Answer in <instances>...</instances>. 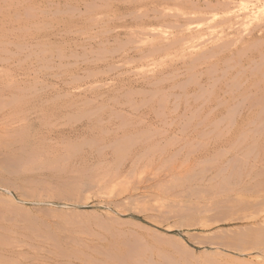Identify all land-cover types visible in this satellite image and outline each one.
<instances>
[{
    "label": "rangeland",
    "instance_id": "1",
    "mask_svg": "<svg viewBox=\"0 0 264 264\" xmlns=\"http://www.w3.org/2000/svg\"><path fill=\"white\" fill-rule=\"evenodd\" d=\"M263 127L264 0H0V262L264 264Z\"/></svg>",
    "mask_w": 264,
    "mask_h": 264
},
{
    "label": "bare ground",
    "instance_id": "2",
    "mask_svg": "<svg viewBox=\"0 0 264 264\" xmlns=\"http://www.w3.org/2000/svg\"><path fill=\"white\" fill-rule=\"evenodd\" d=\"M211 8H212V7H211ZM184 42H185V41H184ZM220 42H221V41H220ZM224 42H226V40H225ZM227 42H228V41H227ZM238 42H239V41H238ZM224 44L228 45L227 43H224ZM224 44L222 43L223 46H224ZM229 45H230V44H229ZM231 45H232V44H231ZM226 47H227V46H226ZM242 52H243V51H242ZM210 56H212V55H210ZM240 56H241V54H240ZM194 65H195V64H194ZM257 123H258V122H257ZM260 123H261V122H260ZM255 124H256V123H255ZM199 126H200V125H199ZM257 126H258V125H257ZM263 128H264V127H263ZM261 129H262V128H261ZM259 130H260V129H259ZM263 130H264V129H263ZM217 131H218V130H217ZM247 133H248V132H247ZM20 134H21V133H20ZM260 135H261V134H260ZM260 135H259V136H260ZM244 136H245V135H244ZM261 136H262V135H261ZM11 137H12V136H11ZM250 137H251V136H250ZM253 137H254V136H253ZM253 137H251V138H253ZM16 138H17V137H16ZM239 138H240V137H239ZM242 138H243V137H242ZM8 139H9V138H8ZM255 139H256V138H255ZM263 139H264V138H263ZM119 140H120V139H119ZM241 140H242V139H241ZM247 140H248V139H247ZM252 140H253V139H252ZM121 141H122V140H121ZM244 141H245V140H244ZM126 142H127V141H126ZM242 142H243V141H242ZM251 142H252V141H251ZM254 142H255V141H254ZM116 143H117V142H116ZM120 143H121V142H120ZM122 143H123V142H122ZM122 143H121V144H122ZM238 143H239V142H238ZM4 145H5V144H4ZM126 145H127V144H126ZM263 145H264V144H262V146H263ZM73 146H74V145H73ZM124 146H125V145H124ZM232 146H233V145H232ZM9 147H10V146H9ZM11 147H12V146H11ZM125 147H126V146H125ZM125 147H124V148H125ZM127 147H128V146H127ZM230 147H231V146H230ZM236 147H237V146H236ZM238 147H239V146H238ZM259 147H260V146H259ZM6 148H7V146H6ZM231 148H232V147H231ZM243 148H244V147H243ZM249 148H250V147H249ZM249 148H248V150H247L248 153H245V154H242V155H241V156H242L241 161H244V162H242L244 165H245V162H247V161L249 160L248 158L250 157V155H251V153H252V152H251V153L249 152V150H250ZM251 148H252V147H251ZM253 148H254V147H253ZM253 148H252V149H253ZM261 148H264V147H261ZM22 149H23V148H22ZM121 149H122V151H123V148H121ZM234 149H235V148H234ZM244 149H245V148H244ZM246 149H247V148H246ZM255 149H256V148H255ZM11 150H13V149H11ZM240 150H241V149H240ZM3 151H4V150H3ZM9 151H10V150H9ZM255 151H257V149H256ZM262 151L264 152V149H263ZM262 151H261V152H262ZM20 152H21V151H20ZM118 152H119V151H118ZM123 152H124V151H123ZM237 152H238V151H237ZM239 152H240V151H239ZM259 152H260V151H259ZM0 153H1V152H0ZM11 153H13V152H11ZM22 153H24V151H23ZM255 153H256V152H255ZM255 153H254V154H255ZM117 154H120V153H117ZM248 154H250V155H248ZM257 154H259V153H256V155H257ZM218 155H219V154H218ZM256 155H255V156H256ZM261 155H262V156H260V157L264 160V156H263L264 153L261 154ZM11 156H12V155H11ZM235 156H236V155H235ZM238 156H239V155H238ZM248 156H249V157H248ZM251 156H254V155H251ZM15 157H16V156H15ZM236 157H237V156H236ZM260 157H259V158H260ZM53 158H54V157H53ZM255 158H256V157H255ZM255 158H253V159L251 158V159H252L251 161H253V160L255 161V160H256ZM212 159H213V158H212ZM247 159H248V160H247ZM19 160H20V158H19ZM232 160H233V159H232ZM235 160H237V158H235ZM3 161H4V160H3ZM10 161H11V160H10ZM56 161H57V160H56ZM206 161H207V160H206ZM239 161H240V160H239ZM239 161H238V162H239ZM257 161H258V159H257ZM259 161L261 162V159H260ZM8 162H9V161H8ZM19 162H20V161H18V163H19ZM39 162H40V161H39ZM210 162H211V161H210ZM212 162H213V161H212ZM0 163H1V162H0ZM215 163H216V161H215ZM224 163H225V162H224ZM234 163L237 164V161L234 162ZM256 163H257V162H256ZM261 163H262V162H261ZM261 163L258 162L259 165H260ZM209 164H210V163H209ZM209 164H208V165H209ZM211 164H212V163H211ZM225 164H226V163H225ZM246 164H247V163H246ZM252 164L254 165L255 162L252 163ZM10 165H11V162H10ZM20 165H21V164H20ZM34 165H35V163H34ZM42 165H43V164H42ZM44 165H45V164H44ZM46 165H47V164H46ZM237 165H238L237 167L240 166L239 164H237ZM249 165H250V163H249ZM253 165H250L249 168L251 169V166L253 167ZM263 165H264V164H263ZM263 165H262V166H263ZM56 166H58V165H56ZM232 166H233V164H232ZM234 166H235V165H234ZM37 167H38V166H37ZM242 167H243V166H242ZM247 167H248V166H247ZM11 168H12V167H11ZM23 168H24V167H23ZM38 168H39V167H38ZM48 168H49V167H48ZM235 168H236V167H235ZM244 168H245V166L242 168L243 171H244ZM263 168H264V166H263ZM15 169H16V168H15ZM231 169H232V168H231ZM233 169H234V168H233ZM252 169H253V168H252ZM12 170H13V169H12ZM41 170H42V169H41ZM43 170H44V169H43ZM43 170H42V171H43ZM21 171H22V170H21ZM232 171H233V170H232ZM237 171H238V169H237ZM245 171H246V169H245ZM250 171H252V170H249L248 172H250ZM253 171H254V172H253ZM253 171H252V173H255V169H253ZM14 172H15V171H14ZM29 172H32V171H29ZM36 172H37V171H36ZM38 172H39V171H38ZM233 172H234V171H233ZM248 172H246V173H248ZM258 172H259V171H258ZM262 172L264 173V170H263ZM20 173H21V172H20ZM236 173H238V172L235 171V173H234L233 175H235ZM240 173H241V172H239V174H240ZM246 173H245V174H246ZM252 173H251V174H252ZM12 174H13V173H12ZM239 174H238V175H239ZM248 174H249V173H248ZM251 174H250V175H251ZM227 175H228V174H227ZM227 175H226V176H227ZM254 175L257 177V175H260V174L258 173L257 175H256V174H254ZM230 176H231V178H232V175H230ZM236 176H237V174H236ZM246 176H247V175H246ZM260 176H261V175H260ZM45 177H46V176H45ZM228 177H229V176H228ZM228 177H227V178H228ZM239 177H241V175L238 176V178H239ZM247 177H249V176H247ZM256 177H255V178H256ZM258 178H259V176H258ZM263 178H264V176H263ZM0 179H1V178H0ZM46 179H47V177H46ZM51 179H52V178H51ZM223 179H226V177L223 178ZM229 179H230V177H229ZM233 179H235V177H234ZM236 179H237V177H236ZM249 179H250V177H249ZM31 180H32V179H31ZM227 180H228V179H227ZM237 180H239V179H237ZM241 180H242V179H241ZM263 180H264V179H263ZM41 181H43V180H41ZM228 181H229V180H228ZM234 181H235V180H234ZM250 181H251V180H250ZM259 181H260V180H259ZM8 182H9V181H8ZM43 182H44V181H43ZM225 182H226V181H225ZM235 182H236V181H235ZM240 182H241V181H240ZM240 182H239V183H240ZM242 182H243V180H242ZM242 182H241V183H242ZM245 182H246V181H245ZM222 183H223V182H222ZM231 183H232V182H231ZM237 183H238V182H237ZM241 183H240V185H241ZM255 183H256V182H255ZM263 183H264V182H263ZM5 184H6V183H5ZM21 184H22V183H21ZM60 184H61V183H60ZM63 184H66V183H63ZM225 184H226V183H225ZM225 184H224V185H225ZM235 184H236V183H235ZM235 184H234V185H235ZM249 184H250V183H249ZM260 184H261V183H260ZM58 185H59V184H58ZM218 185H219V184H218ZM234 185L232 184V186H234ZM257 185L260 186L259 184H257ZM257 185H256V186H257ZM10 186H11V184H10ZM243 186H246V185H243ZM250 186H251V185H250ZM263 186H264V185H263ZM5 187H6V186H5ZM5 187H4V188H5ZM43 187H44V186H43ZM50 187H51V186H50ZM56 187H57V186H56ZM218 187H219V186H218ZM224 187H225V186H224ZM252 187H254V186H252ZM260 187L262 188V186H260ZM0 188H1V187H0ZM6 188H7V187H6ZM9 188H10V187H9ZM9 188H8V189H9ZM11 188H12V187H11ZM18 188H19V187H18ZM18 188H17V189H18ZM221 188H222V187H221ZM257 188H258V187H257ZM263 188H264V187H263ZM50 189H51V188H50ZM209 189H212V188H209ZM228 189H229V188H228ZM231 189H232V188H231ZM231 189H230V191H232ZM239 189H241V188H239ZM239 189L236 188V191L239 190ZM243 189H244V188H243ZM243 189H241V190H243ZM247 189H248V186H247ZM249 189H250V188H249ZM53 190H54V189H53ZM62 190H63V189H62ZM219 190H220V189H219ZM22 191H23V190H22ZM27 191H28V190H27ZM50 191H51V190H50ZM46 192H47V191H46ZM219 192H220V191H219ZM234 192H235V191H234ZM223 193H226V192L223 191ZM235 193H236V192H235ZM29 194H30V193H29ZM42 194H43V193H42ZM19 195L21 196L22 194H19ZM36 195H37V194H36ZM22 196H23V195H22ZM31 196H32V195H31ZM236 196H237V194H236ZM241 196H242L241 194L238 195V197H241ZM1 197H2V196H1ZM1 197H0V199H1ZM42 197H43V196H42ZM63 197H64V196H63ZM4 198H6V196H4ZM18 198H19V197H18ZM236 198H237V197H236ZM6 199H8V201H7V200H6V201H2L3 199H2L1 201L3 202V204H4V203H5V204L7 203V205H9V203L12 202V198H11V196H8ZM238 199H239V203H240L241 201L244 200V199H242V198H241L242 200H240V198H238ZM209 200H210V198H209ZM216 200H217V199H216ZM216 200H215V201H216ZM231 200H232V199H231ZM236 200H237V199H236ZM233 201H234V200H233ZM8 202H9V203H8ZM237 202H238V200L235 201L236 204H237ZM245 202H246V203H243V205H244V204H247V201H245ZM215 203H216V202H215ZM239 203H238V204H239ZM1 204H2V203H1ZM10 204L13 206V203H10ZM14 204H15V203H14ZM210 204H211V203H210ZM15 205H16V204H15ZM15 205H14V206H15ZM211 205H212V204H211ZM241 205H242V204H241ZM12 206H9L8 208H10V210H11ZM18 206H19V204H18ZM204 206H205V205H204ZM244 206H245V205H244ZM244 206H242V207H244ZM4 207H5V206H4ZM4 207H3V208H4ZM16 207H17V206H16ZM19 207H20V206H19ZM202 207H203V206H202ZM236 207H237V206H236ZM20 208H21V207H20ZM26 208H27V207H26ZM26 208H25V209H26ZM50 208H51V207H50ZM4 209H5V208H4ZM13 209H15V208H13ZM13 209H12V210H13ZM18 209H19V208L17 207L15 212H17ZM51 209H52V208H51ZM8 210H9V209H8ZM12 210H11V212H12ZM20 210H21V209H19V211H20ZM46 210H47V209H46ZM4 211H5V210H4ZM22 211H23V210H22ZM27 211H28V210H26V212H27ZM48 211H49V210H48ZM52 211H53V210H52ZM71 211H72V210H71ZM71 211H70V212H71ZM13 212H14V210H13ZM20 212H21V211H20ZM43 212H44V211H43ZM46 212H47V211H46ZM46 212H45V213H46ZM21 213H22V212H21ZM21 213H20V214H21ZM24 213H25V212H24ZM24 213H23V214H24ZM58 213H59V212H58ZM75 213L77 214V212H75ZM1 214H2V213H1ZM14 214H15V213H14ZM23 214H21V215H23ZM94 214H95V213H94ZM12 215H13V214H12ZM44 215H45V214H44ZM59 215H60V214H59ZM74 215H75V214H74ZM85 215H86V214H85ZM95 215H96V214H95ZM48 216H49V215H48ZM50 216H51V215H50ZM8 217H9V216H8ZM71 217H72V216H71ZM21 218H22V216H21ZM28 218H29V216H28ZM44 218H46V217H44ZM52 218H53V217H52ZM68 218H69V217H68ZM85 218H86V217H85ZM85 218H84V219H85ZM94 218H95V217H94ZM49 219H50V218H49ZM54 219H55V218H54ZM96 219H97V218H96ZM100 219H102V218H100ZM46 220H47V219H46ZM77 220H78V219H77ZM94 220H95V219H94ZM98 220H99V218H98ZM102 220H103V219H102ZM0 221H1V220H0ZM5 221H6V220H5ZM14 221H15V220H14ZM29 221H30V219H29ZM8 222H9V221H8ZM16 222H17V224H18V221H16ZM57 222H58V221H57ZM22 223H25V222H22ZM26 223H27V222H26ZM33 224H34V223H33ZM51 224H52V223H51ZM65 224H66V223H65ZM68 224H69V223H68ZM42 225H44V224H42ZM46 225H47V224H46ZM62 225H63V223H62ZM70 225H71V223H70ZM98 225H99V224H98ZM12 226H13V225H12ZM48 226H49V225H48ZM66 226H67V225H66ZM66 226H65V228L67 229ZM102 226H103V225H102ZM0 227H1V226H0ZM19 227H20V226H19ZM29 227H30V226H29ZM33 227H34V226H33ZM3 228H4V227H3ZM15 228H16V227H15ZM34 228L37 229L38 227L36 226V227H34ZM41 228H42V226H41ZM61 228H62V227H61ZM77 228H78V227H77ZM44 229H45V228H44ZM74 229H75V228H74ZM74 229H73V230H74ZM103 229H104V228H103ZM28 230H29V229H28ZM45 230H46V229H45ZM50 230H51V229H50ZM56 230H57V229H56ZM80 230H82V229L80 228ZM2 231H3V229H2ZM21 231H22V230H21ZM23 231H24V230H23ZM37 231H38V230H37ZM6 232H7V230H6ZM49 232H50V231H49ZM71 232H72V231H71ZM30 233L33 234L32 231H31ZM54 233H55V232H54ZM64 233H65V232H64ZM81 233H82V232H81ZM17 234H18V233H17ZM28 234H29V233H28ZM58 234H59V233H58ZM58 234H57V235H58ZM14 235H15V234H14ZM39 235H40V234H39ZM63 235H64V234H63ZM69 235H70V234H69ZM3 236H4V235H3ZM20 236H21V234H20ZM35 236H36V235H35ZM70 236H71V235H70ZM55 237H56V236H55ZM0 238H1V237H0ZM27 238H28V236H27ZM42 238H43V237H42ZM257 238H258L259 240L263 241V240H264V232H263V233L260 232L259 235L257 236ZM29 239H30V238H29ZM43 239H44V238H43ZM43 239H42V240H43ZM68 239H69V238H68ZM1 240L3 241V239H1ZM14 240H15V239H14ZM38 240H39V239H38ZM73 240H74V239H73ZM134 240H135V239H134ZM2 241H1V242H2ZM28 241H29V240H28ZM55 241H56V240H55ZM3 242H4V241H3ZM9 242H10V241H9ZM11 242H12V241H11ZM5 243H6V242H5ZM12 243H13V242H12ZM21 243H23V242H21ZM57 243H58V242H57ZM115 243H116V242H115ZM139 243H140V242H139ZM82 244H83V243H82ZM3 245H4V244H3ZM19 245H20V244H19ZM64 245H65V244H64ZM111 245H112V244H111ZM17 246H18V245H17ZM29 246H30V245H29ZM32 246H33V245H32ZM46 246H47V245H46ZM137 246H138V245H137ZM0 247H1V246H0ZM2 247H3V246H2ZM116 247H117V246H116ZM138 247H139V246H138ZM138 247H137V248H138ZM141 247H142V246H141ZM144 247H145V246H144ZM51 248H52V247H51ZM86 248H87V247H85V249H86ZM108 248H110V247H108ZM150 248H152V247L150 246ZM154 249H155V248H154ZM116 250H117V249H116ZM127 250H129V249H127ZM133 250H134V249H133ZM136 250H137V249H136ZM144 250H146V249L144 248ZM57 251H58V250H57ZM106 251H107V250H106ZM109 251H110V250H109ZM137 251H138V250H137ZM137 251H136V252H137ZM262 252H264V250H263ZM16 253H17V252H16ZM59 253H60V252H59ZM73 253H74V252H73ZM75 253H76V252H75ZM83 253H84V252H83ZM100 253H101V252H100ZM138 253H140V251L137 252L136 254H138ZM141 253H142V251H141ZM141 253H140V255H141ZM143 253H144V252H143ZM143 253H142V255H143ZM150 253H151V252H150ZM150 253H148V254L150 255ZM77 254H78V253H77ZM81 254H82V253H81ZM98 254H99V253H98ZM15 255H17V254H15ZM18 255H19V254H18ZM72 255H73V254H72ZM109 255H110V254H109ZM112 255H113V254H112ZM130 255H131V254H130ZM29 256H30V255H29ZM125 256H126V255H125ZM131 256H133V255H131ZM68 257H69V256H68ZM75 257H76V256H75ZM105 257H107V256H105ZM117 257H118V254H117ZM126 257H127V256H126ZM134 257H135V256H134ZM136 257H137V255H136ZM141 257H142V256H141ZM141 257H140V258H141ZM167 257H168V256H167ZM169 257H170V256H169ZM83 258H84V257H83ZM120 258H121V256H120ZM122 258H123V255H122ZM138 258H139V256H138ZM170 258H171V257H170ZM14 259H15V258H14ZM84 259H85V258H84ZM118 259H119V258H118ZM130 259H131V258H130ZM132 259H133V258H132ZM136 259H137V258H136ZM15 260H17V259H15ZM86 260H87V259H86ZM105 260H107V258H106ZM105 260H104V261H105ZM121 260H122V259H121ZM121 260H120V261H121ZM140 260H141V259H140ZM1 261L3 262V260H1ZM7 261H8V260H7ZM7 261H6V262H7ZM82 261H83V260H82ZM123 261H124V260H123ZM127 261H128V257H127ZM6 262L4 261V264H5ZM9 262H10V261H8L7 264H11V262H10V263H9ZM111 262H112V260H111ZM140 262H141V261H140ZM170 262H171V261L169 260L168 263H170ZM263 262H264V261H263ZM19 263H20V262H19ZM98 263H99V262H98ZM116 263H117V261H116ZM128 263L130 264L131 262L128 261ZM132 263H133V262H132ZM0 264H2V263L0 262ZM14 264H16V263H14ZM83 264H84V263H83ZM101 264H104V263H101ZM123 264H124V263H123ZM125 264H126V263H125ZM147 264H148V263H147Z\"/></svg>",
    "mask_w": 264,
    "mask_h": 264
}]
</instances>
